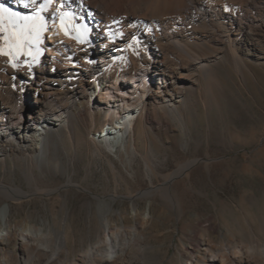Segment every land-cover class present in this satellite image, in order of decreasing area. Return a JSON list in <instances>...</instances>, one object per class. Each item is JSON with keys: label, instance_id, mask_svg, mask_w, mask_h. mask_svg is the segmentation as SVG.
<instances>
[{"label": "bare ground", "instance_id": "obj_1", "mask_svg": "<svg viewBox=\"0 0 264 264\" xmlns=\"http://www.w3.org/2000/svg\"><path fill=\"white\" fill-rule=\"evenodd\" d=\"M0 4L23 16L36 11L22 0ZM39 14L45 27L38 37L17 40L0 33V158L17 157L28 185L0 180L6 200L0 207V264H163L151 255L154 244L189 230L191 246L182 248V264H264V211L255 218L254 191L244 192L240 205L220 200L236 232L213 216L188 214L175 182L189 176L197 159L126 195L93 194L70 178L55 186L38 179L65 175L59 157L50 156L58 148L54 136L84 140L79 118H90L86 141L98 150L102 142L135 141L142 121L182 117L197 96H210L217 82L214 62L225 59L240 70L254 59L264 66V0H51ZM98 109L106 114L95 138ZM141 130L149 136L147 127ZM149 162L144 166L153 173ZM239 171L249 173L250 163ZM71 187L94 197L80 206L95 223L79 249L70 245ZM153 194L163 207L141 209L139 199ZM42 197L52 202L51 223L37 225L31 213L12 214L15 204ZM119 198L128 203L130 217L129 207H116Z\"/></svg>", "mask_w": 264, "mask_h": 264}, {"label": "rangeland", "instance_id": "obj_2", "mask_svg": "<svg viewBox=\"0 0 264 264\" xmlns=\"http://www.w3.org/2000/svg\"><path fill=\"white\" fill-rule=\"evenodd\" d=\"M254 26V30L258 29ZM248 61L250 67L245 64L240 70L234 69L225 59L214 62L217 82L213 84L212 96H197L182 117H159L158 120L162 121L159 124L142 121V126L136 129L138 138L135 141L124 138L119 145L102 142L98 150L86 141L92 125L90 118H79L84 140L77 142L62 136L61 141L54 136L58 148L56 152L52 149L50 156L56 154L59 157L66 168L65 175L38 176L39 182L55 186L65 184L70 178L74 184L82 185L93 194L116 192L126 195L158 184L163 175L174 171L178 165L197 159L198 163L189 176L179 177L175 182V190L183 198L185 209L188 214L199 212L213 216L222 221L223 229L236 232L237 223L233 216L219 209L220 200L240 205L243 193L254 191L256 200L252 210L255 218L258 219L264 211L261 195L264 185V66L254 59L245 62ZM131 78L128 76V80ZM22 107L26 110L29 105L24 101ZM98 110L93 129L95 138L99 136L97 131L102 129L106 114L105 110ZM141 127H147L149 136ZM147 161H150L153 173L146 170ZM245 163L251 165L249 173L239 171ZM111 164H114V170ZM2 179L28 189L24 165L17 157L0 158ZM68 197L71 202L70 226L75 232L70 245L79 249L91 238L95 223L94 220L89 222L87 212L80 206L84 200L94 197L75 187L70 188ZM5 202L0 196V207ZM150 204L155 210L163 207L162 199L156 194L139 199V207L143 210H147ZM116 207L126 209L129 205L125 199L119 198ZM130 210L129 207L128 216L132 213ZM27 213H31L32 222L37 225L46 220L51 223L54 217L52 202L42 197L12 207V214L17 218ZM189 231L186 234L175 232L174 237L163 245L155 243L151 255L163 260V264L185 263L179 255L183 247L191 246Z\"/></svg>", "mask_w": 264, "mask_h": 264}, {"label": "snow or ice", "instance_id": "obj_3", "mask_svg": "<svg viewBox=\"0 0 264 264\" xmlns=\"http://www.w3.org/2000/svg\"><path fill=\"white\" fill-rule=\"evenodd\" d=\"M22 3L26 8L36 6L35 14L23 16L19 12H14L3 4H0V33L8 32L10 34L9 38L14 37L17 40H30L34 33L38 37V32L42 31L45 27L43 18L39 13L41 10L47 8L51 0H45L44 3L39 5H37V0H22Z\"/></svg>", "mask_w": 264, "mask_h": 264}]
</instances>
